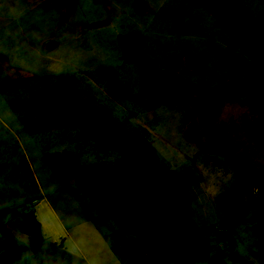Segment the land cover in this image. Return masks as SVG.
I'll return each instance as SVG.
<instances>
[{"label": "rangeland", "instance_id": "obj_1", "mask_svg": "<svg viewBox=\"0 0 264 264\" xmlns=\"http://www.w3.org/2000/svg\"><path fill=\"white\" fill-rule=\"evenodd\" d=\"M195 1L0 0V219L29 244L33 213L46 242L32 264H174L145 249L169 228L131 229L101 204L151 182L112 150L117 132L186 180L213 254L264 264V57ZM231 9L264 22V0ZM22 258L0 230V264Z\"/></svg>", "mask_w": 264, "mask_h": 264}, {"label": "trees", "instance_id": "obj_2", "mask_svg": "<svg viewBox=\"0 0 264 264\" xmlns=\"http://www.w3.org/2000/svg\"><path fill=\"white\" fill-rule=\"evenodd\" d=\"M212 12L220 28L228 29L236 35H258L255 51L264 57V22H257L234 12L231 6L235 0H209ZM196 6L201 7L199 0ZM203 102L199 111L205 108ZM117 132V131H116ZM118 147L112 149L122 153L126 160L133 162L135 168L150 169V183L139 186L136 190L113 199H103L113 214L131 229H140L150 233L154 230L169 228L170 233L159 245H145L151 254H165L174 264H226L225 252L212 253L210 241L202 235V230L188 215L186 198V180L176 171L159 163L156 155L141 141L133 136L117 132ZM0 230L3 238L12 244L23 255L20 264H32L33 255H37L46 242L41 227L33 213L23 216L21 232L30 237L26 244L7 229L0 219ZM112 236V239H115ZM112 250L116 255L127 259L121 254L120 245L114 242ZM140 254L135 252L134 259Z\"/></svg>", "mask_w": 264, "mask_h": 264}, {"label": "water", "instance_id": "obj_3", "mask_svg": "<svg viewBox=\"0 0 264 264\" xmlns=\"http://www.w3.org/2000/svg\"><path fill=\"white\" fill-rule=\"evenodd\" d=\"M126 57H127V59H129V60H133V59H134L133 51L130 50V51L127 53Z\"/></svg>", "mask_w": 264, "mask_h": 264}]
</instances>
